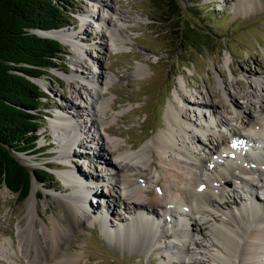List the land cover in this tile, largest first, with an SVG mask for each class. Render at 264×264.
I'll return each mask as SVG.
<instances>
[{
  "label": "rangeland",
  "instance_id": "1",
  "mask_svg": "<svg viewBox=\"0 0 264 264\" xmlns=\"http://www.w3.org/2000/svg\"><path fill=\"white\" fill-rule=\"evenodd\" d=\"M65 1L67 21L62 28H52L66 31V42H62L65 49L63 56L56 59L57 65L49 68L48 74L35 78L46 93L41 103L44 117L43 124L39 127L41 134L37 138L39 151L31 154L18 153L20 159L30 167H49L50 177L44 184L32 179L31 188L23 198L6 183L0 184V248L7 247L8 255H19L21 264H29L25 262L21 245L25 244L31 249V245L36 242L47 244L49 241L47 231H39L35 236L24 234L29 220L27 199L32 193L33 185L35 210L39 212L34 218L35 222L43 225V220H46L52 226L56 217L61 225L66 224L64 206L54 195L69 193L63 186L71 180L66 177L68 181H65L67 169L60 168L59 164L67 157L71 162L67 164L69 171L84 174V186L86 184L89 188L86 189V195L91 192V185L95 183L93 190L96 195L88 198L90 203H85V209L91 206V209L101 211L98 215L87 213L95 219L86 222L83 228L67 233L66 245L79 253L81 264H181L182 260L190 264L195 257L200 259L196 264H217L206 256L209 242L205 233L208 230L203 227V234V231L193 230L191 225V217L195 216L191 212L196 210L199 202H203L204 196L212 194L223 204L225 201L220 198V190L224 184L225 188L235 194V198H239L241 194V199L237 202L228 201L223 204L224 207L210 209L218 219L221 216L224 218L226 229L235 231L241 225L250 231L258 225L264 226V187H261L262 190L256 185L254 188L249 187L252 181L258 182V185L264 183L261 180L264 178V113H261V109L264 110V5L257 4L256 7L243 10L237 6L238 0H179L180 14L175 15L162 13L160 0ZM111 4L116 9H111ZM186 25L202 34V40L196 46L181 42L182 27ZM78 59L84 64L83 68L77 65ZM87 75L96 78L100 75L98 89L105 93L109 104L113 106H109L107 114L102 115L103 120L106 125L122 128L123 134H111L95 125L90 115H86V103L73 98L79 91L86 94L85 86L89 85ZM243 83L249 87V93L255 94L252 101L247 102L241 93L237 94L239 90L243 92ZM208 87L217 92L221 99L223 89H227L234 95L237 107L246 112L252 111L256 118L260 117L257 130L250 132L248 128L241 129L245 135L261 136L263 140L249 142L247 147L251 148L247 152L236 151L238 155L235 154L234 158L224 157L230 152L225 151L227 146L223 145V150H219L224 152L222 156L226 158L222 172L231 179L222 184L210 171H199L189 166L186 168L188 172H183L171 166L163 159L164 154L162 155L160 148L153 144V138L167 130L166 110L169 103L187 111L191 118L186 120L190 131L188 134L194 141V136H198L195 142L202 153L208 154L206 148L202 149L203 141L207 135H212L213 129L221 130L229 136V128L220 124L228 116L227 112L218 104L200 107L194 103L197 100L209 101ZM180 91L192 102L184 101ZM71 101L74 102L73 105L70 104ZM222 102L227 103L224 100ZM62 112L78 115L77 119L81 121L79 123L87 126V134L95 138L94 142H88V138H85L82 139L81 146L72 136L78 146L70 143L68 148L65 140L57 135L58 127L67 124L63 128L69 126L74 133L81 128L70 117L69 121L58 118L60 114L64 115ZM211 124L214 128L210 127ZM216 137L215 134L213 138ZM114 140L122 144L129 157L143 150L144 157L137 159V164L146 168L147 173L152 170L156 179L144 180L130 171L125 174L140 189L153 190L154 195H159L168 203V212L174 210V214L171 212L164 215L157 207L159 213L150 212L149 218L153 215L154 218L138 224V227L135 223L140 222L144 215L140 212H132L129 217L130 213L125 212L124 207L118 203V210L123 213H108L109 201L116 197L115 181L106 178L98 182L89 175L96 172L113 173L111 166L95 157L93 145L111 149L114 146L111 141ZM42 144L44 145L39 147ZM108 149H104V157L117 159L115 155L109 154ZM206 157L210 158V154ZM48 160L55 163V166H49L46 163ZM211 160L215 165L217 161H223V158L212 156ZM152 162L159 165L156 167ZM148 176L151 177L149 174ZM181 176L194 177L195 183H191L189 187L182 182L184 179ZM115 179L117 181L118 177ZM169 180L175 183V188L169 185ZM121 184L120 186L126 185ZM188 187L197 188L203 195L197 197L190 209L186 206L182 210L183 206H176L171 196L183 201L182 190ZM161 188L164 190L161 191ZM37 191L42 192L41 196L37 195ZM72 193L81 197L82 190L75 188ZM250 195L257 196L258 199L252 200ZM146 198L144 195L142 199ZM105 213H108V219L99 221V217L105 218ZM196 217H200V213ZM247 230L239 232L247 238ZM12 242L15 252L11 250ZM5 252L0 250V264L8 261ZM252 256L245 258V264H264V254L262 257Z\"/></svg>",
  "mask_w": 264,
  "mask_h": 264
},
{
  "label": "bare ground",
  "instance_id": "2",
  "mask_svg": "<svg viewBox=\"0 0 264 264\" xmlns=\"http://www.w3.org/2000/svg\"><path fill=\"white\" fill-rule=\"evenodd\" d=\"M257 4L264 5V0H238L237 2V6L239 7V9H243V10L256 7ZM110 8L116 9L115 5L112 4L110 5ZM101 19L105 21L104 17H101ZM65 32L62 30H57V31L53 30L44 33L50 36H54L58 38L61 42L65 43L66 42L65 39L67 36ZM76 63L79 67L82 68L84 67V64L80 59H78ZM240 81L242 80H239V82ZM87 83H89V85L85 86L86 94H83L81 91H79L77 94L74 95L73 98H79L80 101L86 103L88 110V113L86 115H90L95 125L104 128L103 129L104 131L111 134L114 133L119 135L123 134L124 131L122 130V128L112 125H106L105 120H103L102 115H106L108 107L109 106L113 107V106L109 104V99L106 97L105 93L104 92L102 93L98 89V84L101 83L100 75L99 77L97 76V78L95 76L93 77L87 75ZM247 87H248L247 84L243 83L241 84V88L243 89V92L240 90L238 91L237 89L236 90L238 91L237 94L241 93L242 97L246 98L247 102H249L252 101L251 99L255 94L249 93ZM208 88H209V101L205 102L202 100H197L194 101V103L200 107H205V106L210 107V104L212 105L218 104L228 114V116H226V118H224L220 122V124L225 126L226 128H229V133H230L228 136L224 134L221 130L217 131L216 129H213L212 135H207L206 140L203 141L204 147L202 149L206 148V151H208V154H210V158L206 157V155H208L207 153L204 154V152L202 153V151L198 149V145L195 142L196 139L198 140V136L196 135L194 136L195 138L194 141L192 137L188 134L190 133V131H189V126L186 125V122L188 120H191V118L187 114V111L183 108H179L178 106L174 107L172 106L173 104L171 105V103L168 104L166 110L167 123H168L167 130L158 133L153 138V144L157 145L160 148L162 155L164 154L163 159H166V162L168 161V163L171 166L180 169L183 172H188L186 168L189 166H193L199 171L201 169L210 171L212 172V174H214L215 179L222 184L225 181H230L231 179L224 172H222V168H224L225 160L227 157L224 158L222 156L224 152L223 151L220 152L219 150L221 149L223 150V148L221 147L225 145L228 147L227 148L228 151L225 149L226 152L230 151L231 153L235 154L236 151L237 152L241 151L244 145L245 146L249 145V142L255 143L259 139H262L261 136L245 135L243 133L244 132L243 129H241V128H245L244 130H246V128H248L250 132L257 130L258 127L260 126V124L258 123V119H260V117L257 116L258 118H256L255 115L252 113V111L249 110L248 112H246L243 111L242 108L237 107V103L234 95H231L227 89H223V92L221 93V96H223V98L221 99L218 98L219 95L217 92H215L210 87ZM179 94L183 98V100L186 101L187 103L192 102L182 91H180ZM222 100H224L227 103L224 104ZM70 104L73 105L74 102L71 101ZM62 110L64 111L65 109L62 108ZM261 110H262L261 113H264L263 108ZM62 113L64 115L59 113L60 117L58 116V118L65 119L68 121L71 118L73 121H75V123L79 126V128H81L80 131L74 133V131L70 129L69 126L63 128L67 124H64L65 126L61 128L58 127L57 135L61 136L65 140V144L67 145L68 148L70 147L69 146L70 143H72V146L74 144L77 145V143L81 144L82 146L83 145L81 143L82 139L85 138H88L87 139L88 142H94L95 138L87 134L86 131L87 126L85 127L83 126V124L79 123L81 121L77 119L78 115L76 116V115H72L71 113L69 114H65L64 112ZM104 124L106 126H104ZM210 127L214 128L212 124L210 125ZM71 128H72V124H71ZM203 134L206 136L205 133ZM215 134L217 135L216 139L213 138ZM72 136L74 137V139L77 140V143L74 141ZM99 138H101V136H99ZM111 142L114 144V146L111 149H108L107 147H100L98 144H95L93 145L94 148L93 152L95 157L99 158L104 163H107L109 166L112 167V169H114V171H112L114 174L111 172H107V173L96 172V174H92L93 176L89 175L90 177H95L93 179L97 180L98 182L103 181L106 178H110L115 181L114 188L116 191L115 193L116 197L115 199H110L109 201L110 209H108L109 211L108 213L110 215L114 212L115 213L117 212V214L123 213V211L120 212L118 210V207L120 206L118 205L119 203L124 207L125 212L130 213L129 217L132 216V212H136V213L140 212L141 214H144L143 218L142 217L140 218L141 219L140 222L135 223V225L153 219L154 215L152 216L151 219L149 218V215L150 212H152L153 214L159 213L156 209L157 207H159L162 210V214L164 215L171 214V212L174 214V210H171L170 213L168 212L167 210L168 203L165 200H163L159 195H154L153 190L147 189L145 191L140 189L135 184L134 180L132 181V179L127 174H125L128 171L135 172V175L137 177H141L144 180L147 179L150 180L152 178L153 180V178L155 177V173L151 172L152 170L147 173L145 171L146 168H143L139 164H137V159L144 157L143 150H141L140 152L138 151L136 154H133L131 158L128 156L129 155L128 151L122 147V144H120L116 140ZM104 149L105 150L108 149L109 154L111 156L115 155L118 160L114 159L113 157H110L108 159L104 157L106 155V153H104ZM212 156L222 157L223 161L219 160L214 165L211 163L213 162L211 160ZM133 159H135L136 161ZM128 160L131 161L132 164H130ZM69 163L71 162L69 159H67V157H65V159L63 158L62 161L59 162L60 168L67 169V172L64 174L65 181L66 182L68 181L66 180V177L70 178L71 180L69 184L65 183L63 186V188L65 187V191L69 193L66 195H54V197L57 200H59L64 206L65 213L67 214L66 224L64 223L63 225H61V223H59L56 217H54L53 219L52 226H50L46 220H43L44 222L43 225H39L35 222L34 218L36 215L39 214L38 210H35V202H34L35 185H33L32 193L27 199L26 211L29 220H27L26 223L27 225L25 226L26 228L24 229V234L27 236H35L36 233L39 231L42 233H45V231H47L49 237V241L47 242V244H44L43 242H36L33 245H31V249H29L28 246H25V244L21 245L20 250L22 251L24 257L26 258L25 262H28L29 264H33L34 262L57 263L59 261L61 263L64 262L65 264H81V261L79 259V253L72 250L70 248V245H66L67 233L71 230L76 231L78 228H83L86 222H92L95 218L93 219V217H91L89 214L98 215L97 213L100 210L91 209L92 208L91 206L85 209V203L87 204L90 203L88 201V198L96 195L94 194V190H93L94 189L93 185L95 183L91 185V190H90L91 192L88 193V195H86V189L89 188L87 187L86 184L84 186V181H86L83 176L84 174L78 173L75 170L69 171V168L67 166V164ZM152 163L156 167L159 165L157 162H152ZM184 166L186 167L184 168ZM169 173L170 172H167V174ZM148 174L151 176L150 178ZM106 175H109L111 177H106ZM116 176L118 177L117 181L115 179ZM190 176L188 177L181 176V179H184L182 182H185L186 185H188L189 187L190 184L191 183L194 184L196 180L194 177H190ZM233 176L235 175L233 174ZM262 179L264 180V178H261V180ZM121 183H126V185L120 186ZM257 183L258 182L252 181L249 187L254 188L255 185L258 186L260 189L262 186L264 187L263 185L264 183L260 185H258ZM174 184L175 183H171V181L169 180V185L172 186L173 188H175ZM189 187L182 190L183 201L181 199H177V197L173 195L171 196V199L175 201L174 204H176V206H183L182 203H184L187 204V206L190 209L192 206H194L193 203L195 200H197V197L203 195L201 194L202 192L197 188L191 189ZM221 187L222 188L220 190L221 192L220 198L223 201H225L223 202V204L228 203V201L237 202L238 199H241V194H239V198H235V194H232L230 189L225 188L224 184H222ZM75 188L82 190L81 197H78L72 193V190ZM162 189L163 188H161V191ZM5 190L6 191L8 190L7 187H5ZM104 193H106V190ZM144 195L147 197L146 200L142 199ZM250 198L252 200L258 199L257 196H253V195H250ZM113 200L114 202H111ZM220 201L221 200H218L216 197L212 196V194L211 195L207 194V196H204L203 202H199L200 204L196 206V210L191 212L195 214L194 217H191L193 218V220L191 221L193 230L203 231L202 232L203 234L205 233V229L208 230L205 233V237L209 242L208 247L206 246V256L210 259H213L215 262H217V264H245L244 262L245 258H248L251 255H253L252 257L257 255L258 257H262V255L264 254L263 252L264 226L258 225L257 227L252 228L250 231L242 227L241 225H239L240 226L239 229L235 231L231 229H226L224 218L221 216L218 219V217H215V215L212 214L210 210V209L215 210L224 207ZM111 208H113V210H111ZM129 208H131L130 211L128 210ZM108 213L104 214L105 218L102 219L101 217H99L98 220L106 221L108 219ZM199 213H200V217H196V215H199ZM231 217L233 218L232 214ZM124 218L128 219V217H123V219ZM203 227L205 228L204 230ZM240 230L248 231L247 238L243 236V233L239 232ZM200 245H202V243H200ZM0 250L6 251L5 256L8 258L9 261L8 262L7 260H5L1 262V264H21L19 262L20 260L19 255L18 256L16 255V257H14L12 255L7 254V247L2 246ZM11 250L13 252L16 251L13 242H12ZM198 262H200V259L198 257H195L192 258L190 264H196ZM181 264H186V260H182Z\"/></svg>",
  "mask_w": 264,
  "mask_h": 264
},
{
  "label": "trees",
  "instance_id": "3",
  "mask_svg": "<svg viewBox=\"0 0 264 264\" xmlns=\"http://www.w3.org/2000/svg\"><path fill=\"white\" fill-rule=\"evenodd\" d=\"M63 2L0 0V184L6 183L20 198L29 192L32 179L44 184L50 177L49 167H30L18 153L39 151L46 93L35 78L48 74L65 50L58 38L41 33L65 24ZM159 6L162 13L180 14L179 0H160ZM181 34V42L193 46L202 40V34L188 25Z\"/></svg>",
  "mask_w": 264,
  "mask_h": 264
},
{
  "label": "clouds",
  "instance_id": "4",
  "mask_svg": "<svg viewBox=\"0 0 264 264\" xmlns=\"http://www.w3.org/2000/svg\"><path fill=\"white\" fill-rule=\"evenodd\" d=\"M41 84V83H40ZM48 112H46V114H47ZM42 145H44V144H42ZM42 145H40V146H42ZM49 166H55V163H53V162H51L50 160H48V162H46ZM53 164V165H52Z\"/></svg>",
  "mask_w": 264,
  "mask_h": 264
},
{
  "label": "water",
  "instance_id": "5",
  "mask_svg": "<svg viewBox=\"0 0 264 264\" xmlns=\"http://www.w3.org/2000/svg\"><path fill=\"white\" fill-rule=\"evenodd\" d=\"M41 34H43V35H48V34H44V33H41ZM48 36H50V35H48ZM31 185H32V183H31ZM31 185H30V188H31Z\"/></svg>",
  "mask_w": 264,
  "mask_h": 264
}]
</instances>
